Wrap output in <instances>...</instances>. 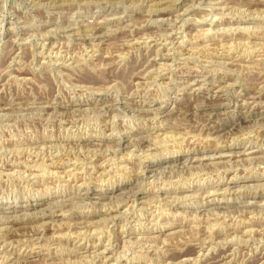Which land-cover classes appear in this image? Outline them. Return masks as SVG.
<instances>
[{"label": "rangeland", "instance_id": "rangeland-1", "mask_svg": "<svg viewBox=\"0 0 264 264\" xmlns=\"http://www.w3.org/2000/svg\"><path fill=\"white\" fill-rule=\"evenodd\" d=\"M165 1L0 0V264H264V0Z\"/></svg>", "mask_w": 264, "mask_h": 264}, {"label": "bare ground", "instance_id": "bare-ground-1", "mask_svg": "<svg viewBox=\"0 0 264 264\" xmlns=\"http://www.w3.org/2000/svg\"><path fill=\"white\" fill-rule=\"evenodd\" d=\"M165 1V0H164ZM163 0H162V2H164ZM179 1V0H178ZM218 1V0H217ZM166 2V1H165ZM160 4V3H159ZM162 8H164V7H162ZM215 8V7H214ZM156 11V10H155ZM160 11H161V9H160ZM159 12V11H158ZM163 13V12H162ZM159 15V14H158ZM208 16V15H207ZM162 17V16H161ZM216 20V19H215ZM156 21V20H155ZM163 21V20H162ZM175 21H176V19H175ZM160 22V21H159ZM96 25V24H95ZM93 26V25H92ZM69 27V26H68ZM75 28V27H74ZM94 28V27H93ZM100 28V27H99ZM163 28V27H162ZM209 28V27H208ZM98 29V28H97ZM69 30H71V29H69ZM211 32V31H210ZM73 33V32H72ZM213 33V32H212ZM76 34V33H75ZM169 35V34H168ZM150 36V35H149ZM245 43V42H244ZM240 55V54H239ZM14 56V55H13ZM246 60V59H245ZM109 66V65H108ZM105 67V66H104ZM112 67V66H111ZM100 68V67H99ZM150 71V70H149ZM88 72V71H87ZM95 72V71H94ZM88 74H90V73H88ZM104 74V73H103ZM102 74V75H103ZM92 75V74H91ZM91 75H89V76H91ZM105 76V75H104ZM116 76V75H115ZM84 78V77H83ZM117 78V77H116ZM102 79V78H101ZM88 80V79H87ZM194 80V79H193ZM83 81V80H82ZM99 81V80H98ZM107 81V80H106ZM189 81V80H188ZM192 81H190L189 83H191ZM194 82V81H193ZM183 85V84H182ZM189 84H188V82H187V86H188ZM191 85V84H190ZM181 86V85H180ZM186 86V85H185ZM186 86V87H187ZM197 86V85H196ZM185 87V88H186ZM193 87V86H192ZM199 88V87H198ZM217 88V87H216ZM216 88H214V89H216ZM222 88V87H221ZM190 89V88H189ZM193 89V88H192ZM192 91V90H191ZM216 91H217V89H216ZM3 92V91H2ZM247 92V91H246ZM243 94V93H242ZM244 94H245V92H244ZM249 94H251V93H249ZM241 95V94H240ZM246 95V94H245ZM244 95V96H245ZM242 96V95H241ZM247 96H249V95H247ZM246 96V97H247ZM251 96V95H250ZM253 96V95H252ZM220 97V96H219ZM221 98H223V96L221 97ZM242 98V97H241ZM252 98V97H251ZM250 98V99H251ZM101 99V98H100ZM218 99V98H217ZM255 99V98H254ZM254 99H253V102H251V100H250V103H254ZM219 100V99H218ZM217 100V102L218 103H212L213 105H210V106H208L209 108H212V109H216V108H218L219 107V105L218 104H220L221 105V103L219 102ZM226 100V99H225ZM237 100V99H236ZM244 100H245V97H244ZM248 100V102H249V99H247ZM241 101H242V99H241ZM246 101V100H245ZM244 101V102H245ZM208 102V101H207ZM211 102L212 101H210L209 102V104H211ZM214 102V101H213ZM223 102V101H222ZM247 102V103H248ZM179 103V102H178ZM224 103V102H223ZM243 103V102H242ZM225 104V103H224ZM236 104V103H235ZM206 104L204 103V106H205ZM247 105V104H246ZM188 106V105H187ZM202 106H203V104H202ZM201 106V107H202ZM203 106V107H204ZM222 106V105H221ZM26 107V106H25ZM196 107V106H195ZM206 107H207V105H206ZM249 107V106H248ZM141 109V108H140ZM209 110V109H208ZM126 111V110H125ZM142 111V110H141ZM163 111V110H162ZM170 111H172L171 109H170ZM206 111H207V109H206ZM168 114V113H167ZM227 118V117H226ZM225 118V119H226ZM224 122V121H223ZM228 122V121H227ZM229 123V122H228ZM217 124V123H216ZM224 124H225V122H224ZM181 125V124H180ZM227 125V124H226ZM170 126V125H169ZM222 126V125H221ZM230 126H231V124H230ZM224 127V126H223ZM106 128V127H105ZM215 129V128H214ZM224 130V129H223ZM217 131V130H216ZM185 136V135H184ZM173 138V137H172ZM230 138V137H229ZM144 140V139H143ZM251 141V140H250ZM163 142V141H162ZM126 144V143H125ZM122 146V145H121ZM120 146V147H121ZM126 146V145H125ZM235 151V150H234ZM229 152V151H228ZM230 153V152H229ZM235 153V152H234ZM221 154V153H220ZM224 154V153H223ZM232 154V153H231ZM243 154V153H242ZM201 155V154H200ZM214 155V154H213ZM216 155H217V153H216ZM196 156V155H195ZM194 156V157H195ZM223 156H226V155H218V156H216L215 158H219V157H223ZM254 158V157H253ZM198 158L196 157V160H197ZM200 159V158H199ZM198 159V160H199ZM202 160V159H201ZM149 166H148V168H149V170H152L153 168H154V166H155V164L153 163V164H148ZM3 167V166H2ZM145 167V166H144ZM103 171V170H102ZM10 172V171H9ZM67 173V172H66ZM61 176V175H60ZM220 176V175H219ZM66 186V185H65ZM243 186V185H242ZM245 186V185H244ZM151 187V186H150ZM82 191V190H81ZM98 193H100V192H98ZM95 193H93V190L91 191V190H89V189H87V187H86V190H83V195H86V196H89V195H94ZM100 194H103V193H100ZM134 194V193H133ZM74 196V195H73ZM210 200H208V202H209ZM47 202V201H46ZM119 202V201H118ZM207 202V203H208ZM41 203V202H40ZM210 203V202H209ZM38 203H35V205H37ZM134 204V203H133ZM240 204V203H239ZM208 205V204H207ZM31 206H33V204H28V205H26L25 207H27V208H30ZM209 206V205H208ZM217 207V206H216ZM8 208V209H7ZM48 209V208H47ZM8 210V211H7ZM15 210H17V208L15 207V206H11V207H6V208H3V210H1V211H3L4 213H11V212H13V211H15ZM45 212V211H44ZM12 217H14V216H11V217H8V216H6V217H4V219H9V220H12V219H10V218H12ZM216 218V217H215ZM232 219V218H231ZM5 221V220H4ZM14 221V220H13ZM262 221V220H261ZM56 224V223H55ZM120 225V224H119ZM40 229V228H39ZM107 231V230H106ZM18 232V231H17ZM33 246V245H32ZM185 254V253H184ZM187 254H189L188 252H187ZM182 255V254H181ZM180 255V256H181ZM186 255V254H185ZM183 258H185V257H182V259ZM186 259V258H185Z\"/></svg>", "mask_w": 264, "mask_h": 264}]
</instances>
